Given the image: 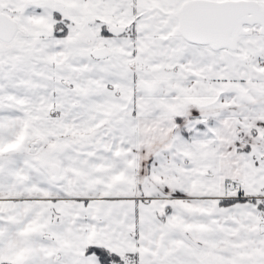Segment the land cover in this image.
Wrapping results in <instances>:
<instances>
[{
    "label": "snow or ice",
    "instance_id": "obj_1",
    "mask_svg": "<svg viewBox=\"0 0 264 264\" xmlns=\"http://www.w3.org/2000/svg\"><path fill=\"white\" fill-rule=\"evenodd\" d=\"M0 264H264V0H0Z\"/></svg>",
    "mask_w": 264,
    "mask_h": 264
}]
</instances>
